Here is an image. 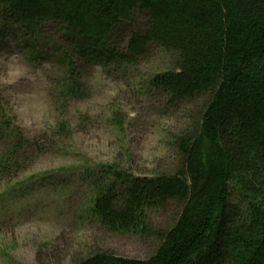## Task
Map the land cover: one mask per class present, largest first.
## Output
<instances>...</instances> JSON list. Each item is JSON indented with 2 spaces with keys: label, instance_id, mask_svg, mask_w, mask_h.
Wrapping results in <instances>:
<instances>
[{
  "label": "trees",
  "instance_id": "16d2710c",
  "mask_svg": "<svg viewBox=\"0 0 264 264\" xmlns=\"http://www.w3.org/2000/svg\"><path fill=\"white\" fill-rule=\"evenodd\" d=\"M136 13L146 15V28L131 35L120 58L142 56L150 44L172 54L171 70L147 86L170 106L192 108L173 137L174 167L146 176L99 163L78 169L77 178L88 194L85 213L99 227L154 234L159 246L145 260L94 253L72 264H264V0H0V29L25 47L54 27L87 66L109 52L108 36ZM62 56L66 71L53 96L61 103L81 91V68ZM112 124L123 128L119 116ZM67 129L57 125L56 137ZM42 143L23 135L0 98V200L59 178L20 180L27 163L47 153ZM171 208L173 225L154 230L151 215Z\"/></svg>",
  "mask_w": 264,
  "mask_h": 264
},
{
  "label": "rangeland",
  "instance_id": "374dc122",
  "mask_svg": "<svg viewBox=\"0 0 264 264\" xmlns=\"http://www.w3.org/2000/svg\"><path fill=\"white\" fill-rule=\"evenodd\" d=\"M146 22L145 14L136 13L118 26L107 38L109 52L87 66L76 59L69 38L54 27H45L29 48L0 29L2 104L27 139L47 147V153L27 163L30 168L20 180L52 172L59 176L50 185L32 182L13 200H0V264H72L94 253L145 260L157 250L154 234H113L90 219L85 213L88 194L77 178L78 169L99 163L146 176L174 167L173 137L186 128L192 108L170 106L147 86L152 76L171 70L174 56L152 44L142 56H119L128 53L131 35L141 36ZM65 54L81 68V91L61 103L53 96L65 75ZM116 116L122 129L112 124ZM60 123L68 129L56 137ZM176 213L171 208L152 214L154 230L167 231Z\"/></svg>",
  "mask_w": 264,
  "mask_h": 264
}]
</instances>
